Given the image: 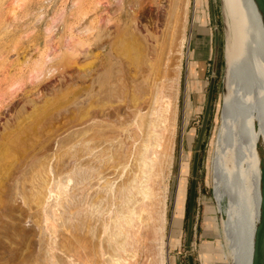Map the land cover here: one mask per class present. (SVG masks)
I'll list each match as a JSON object with an SVG mask.
<instances>
[{
	"label": "rangeland",
	"instance_id": "rangeland-1",
	"mask_svg": "<svg viewBox=\"0 0 264 264\" xmlns=\"http://www.w3.org/2000/svg\"><path fill=\"white\" fill-rule=\"evenodd\" d=\"M174 2L0 0V264H160L161 256L163 264H189L188 252L194 264H231L220 253L221 242L227 252L230 195L217 202L215 191L223 186L216 184L222 116L234 101L231 90L223 94L230 23L224 0H188L187 6L179 0L180 14L186 7L182 22ZM180 23V57L165 60L166 36ZM215 26L219 54L187 250L191 166ZM176 60V118L165 133L164 154L142 177L154 197L139 205L154 215L136 221L124 252L118 240L126 234L114 236L126 208L119 190L139 162L129 135L145 132L131 119L138 107L148 109L149 85L163 70H175ZM106 180H115L113 190Z\"/></svg>",
	"mask_w": 264,
	"mask_h": 264
},
{
	"label": "bare ground",
	"instance_id": "bare-ground-1",
	"mask_svg": "<svg viewBox=\"0 0 264 264\" xmlns=\"http://www.w3.org/2000/svg\"><path fill=\"white\" fill-rule=\"evenodd\" d=\"M178 1L175 0L173 5V8L175 7L174 16L176 18L179 15L178 20L182 22V12L184 15L186 7L180 14L181 8L179 9ZM224 1L227 20L231 28L226 88L231 90L234 101L232 105L230 104L231 109L226 111L224 108L225 113L222 116L218 140L216 165H218L219 178L216 184L223 183V186L215 190L217 202H221L220 198L226 191L230 195L229 211L224 221V241L227 252L224 251L221 241L219 244L221 242L222 260L229 259L231 264H250L253 232L259 217L260 176L262 160H264V27L252 0ZM187 3L188 0H185L184 5L187 6ZM183 27L184 25L180 23L175 33L170 34L169 32L166 36L165 60L173 59L174 62L175 57L179 59L180 55L177 53L182 52L185 40L183 31H180ZM173 65H176L175 70L170 72L163 70L161 77L149 85L146 91L151 95L148 109L143 111L142 107H138L131 119V124H135L140 132L141 129L145 132L144 136H139L136 132V135L132 133L129 135L131 145H136L135 153L139 162L136 167L132 168V175L123 182L119 190L125 195L124 207L126 208L120 211L121 215L118 218L120 228L114 236L126 234L118 240L119 248L124 252L128 249L127 233L129 230L135 226L136 221L142 219L143 213H151L149 210L146 211L148 208L145 205H139L142 200H149L153 196V190L148 185L150 181L147 183L148 179L145 177L146 183H143L142 177L148 163L152 162L154 166L158 163L160 154H164L165 133L173 124L172 120L175 117V110L172 106L173 92L174 88L177 90V78L181 64L176 60ZM169 76H172L170 84L167 79ZM227 99L230 98L227 97ZM151 152L155 155L154 157ZM127 155L129 151L125 154ZM223 180L225 182L227 180L229 185L227 186ZM107 182L110 183V181ZM110 184H112L110 189L113 190L115 180ZM151 215L154 214L151 213ZM162 257L160 264L164 262Z\"/></svg>",
	"mask_w": 264,
	"mask_h": 264
},
{
	"label": "water",
	"instance_id": "water-1",
	"mask_svg": "<svg viewBox=\"0 0 264 264\" xmlns=\"http://www.w3.org/2000/svg\"><path fill=\"white\" fill-rule=\"evenodd\" d=\"M256 10L260 16V21L262 26L264 27V0H252ZM223 2V0H222ZM211 15L213 22H215L214 17V9L213 5L211 4ZM223 17H224V28L226 33V43H227V25L225 21V12H224V3H223ZM213 56H212V69H211V76L209 81V88L206 98V104L203 112V118L201 122V127L199 130V134L197 137L195 151L193 154L192 159V166H191V180H190V188H189V198H188V212H187V225H186V248L187 250L191 249V236H192V228H193V213H194V200H195V188H196V175L198 169V162H199V151L201 142L203 139V135L205 132L211 99L213 94L214 88V74L217 68V60L219 54V31L218 28L215 26L213 29ZM227 45V44H226ZM226 67L227 61L225 62V69H224V76H223V94H226ZM188 255V262L189 264H194L193 255L191 252L187 253ZM250 264H264V160H262V170L260 176V201H259V217L258 222L255 225L254 232H253V239H252V249H251V256H250Z\"/></svg>",
	"mask_w": 264,
	"mask_h": 264
}]
</instances>
